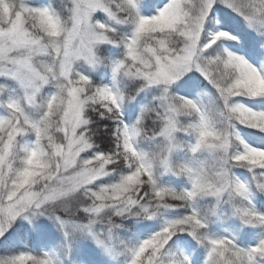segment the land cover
<instances>
[{
	"label": "snow or ice",
	"instance_id": "obj_1",
	"mask_svg": "<svg viewBox=\"0 0 264 264\" xmlns=\"http://www.w3.org/2000/svg\"><path fill=\"white\" fill-rule=\"evenodd\" d=\"M0 264H264V0H0Z\"/></svg>",
	"mask_w": 264,
	"mask_h": 264
}]
</instances>
